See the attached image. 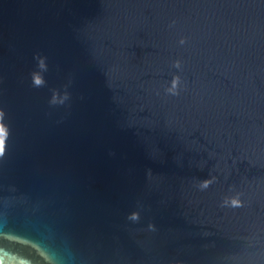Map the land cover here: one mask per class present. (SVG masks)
Here are the masks:
<instances>
[{
	"label": "water",
	"instance_id": "water-1",
	"mask_svg": "<svg viewBox=\"0 0 264 264\" xmlns=\"http://www.w3.org/2000/svg\"><path fill=\"white\" fill-rule=\"evenodd\" d=\"M0 127V264H264V0H0Z\"/></svg>",
	"mask_w": 264,
	"mask_h": 264
},
{
	"label": "clouds",
	"instance_id": "clouds-1",
	"mask_svg": "<svg viewBox=\"0 0 264 264\" xmlns=\"http://www.w3.org/2000/svg\"><path fill=\"white\" fill-rule=\"evenodd\" d=\"M180 43H181V44H184L185 41H184V40H181ZM175 66H176V67H179V62H178V61L176 62V65H175ZM33 81H34V84H35L36 86H41V85L43 84V80H42V78L40 77V75H39L38 73H35V74L33 75ZM178 83H179V78L177 77V78H175V79L173 80V82H172V88L169 89V91L172 92V94H174V95L177 94L174 90L176 89ZM0 129H3V128L0 127ZM3 133H4V130H3ZM0 154H2V153H0ZM208 183H209V182H204L203 185H202V187H203V188L208 187ZM232 205H233L234 207H238V206H240V204H239V202H238L237 200H233V201H232ZM131 218H132V219H136L137 217H136L135 214H133V216H132Z\"/></svg>",
	"mask_w": 264,
	"mask_h": 264
},
{
	"label": "snow or ice",
	"instance_id": "snow-or-ice-1",
	"mask_svg": "<svg viewBox=\"0 0 264 264\" xmlns=\"http://www.w3.org/2000/svg\"><path fill=\"white\" fill-rule=\"evenodd\" d=\"M3 151H4V133H3V129H0V153L3 154Z\"/></svg>",
	"mask_w": 264,
	"mask_h": 264
}]
</instances>
